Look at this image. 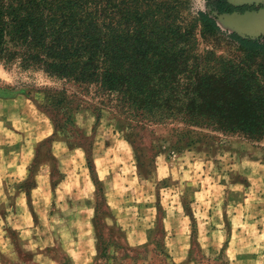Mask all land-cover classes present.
Segmentation results:
<instances>
[{
    "label": "rangeland",
    "instance_id": "1",
    "mask_svg": "<svg viewBox=\"0 0 264 264\" xmlns=\"http://www.w3.org/2000/svg\"><path fill=\"white\" fill-rule=\"evenodd\" d=\"M160 1L192 29L197 52L237 62L245 53L233 35L264 43L256 16L223 17L216 0ZM228 1L248 6L237 11L244 16L264 11V0ZM201 12L219 33L203 30ZM64 87L0 63V264H232L226 241L230 257L264 264V202L246 195L264 190V139L200 130L178 144L173 126L143 127L107 111L98 122L86 107L69 133L43 93ZM216 209L221 227H201ZM236 210L240 222L230 224Z\"/></svg>",
    "mask_w": 264,
    "mask_h": 264
},
{
    "label": "trees",
    "instance_id": "2",
    "mask_svg": "<svg viewBox=\"0 0 264 264\" xmlns=\"http://www.w3.org/2000/svg\"><path fill=\"white\" fill-rule=\"evenodd\" d=\"M215 7L243 11L228 0ZM174 9L160 0H0V63L64 80L63 90L43 93L69 133L86 107L98 122L107 111L143 127L173 126L178 144L200 130L263 140L264 43L233 35L245 53L237 62L197 52ZM199 21L219 33L210 14Z\"/></svg>",
    "mask_w": 264,
    "mask_h": 264
},
{
    "label": "crops",
    "instance_id": "3",
    "mask_svg": "<svg viewBox=\"0 0 264 264\" xmlns=\"http://www.w3.org/2000/svg\"><path fill=\"white\" fill-rule=\"evenodd\" d=\"M22 147V149H23V147H25V145H22V144H20L19 146H18V148H21ZM20 160V159H19ZM27 164V161L25 162V163H19V161H16V166H18V167H20V168H23L25 165ZM159 170L160 171H163V172H165V171H168L169 169L167 168V169H165L163 166H160V168H159ZM263 180H264V174L262 175V177L260 178V181L263 183ZM248 197H250V198H252L253 200H255V199H259V200H257V201H253V204H261V203H258V202H264V190H262V189H260V190H256V191H253V192H251L250 194H246ZM261 200V201H260ZM245 202H248V199H246V201ZM234 212H236V213H234ZM233 213H232V217H230V224H234V223H236V224H239V222H240V216H239V213H238V210H236V211H234ZM231 216V215H230ZM223 219H224V211L222 210V214H221V216H219V212H218V209H216V214H215V216H213L212 215V217L211 218H209V222H201L200 223V226L201 227H204V228H206L207 226H209V228H212L213 229V226H215V227H221V224H222V222H223ZM238 226V225H237ZM240 227V226H239ZM238 227V228H239ZM221 233V232H220ZM227 237H228V233H227V235H226ZM209 238H211V237H209ZM143 242H140V243H137V245H139V244H142ZM202 244V243H201ZM210 244H212V242L210 241ZM210 247V246H209ZM204 248V247H203ZM222 248H223V254H224V256L227 258V260H229L232 264H233V261L235 260V261H237V264H242V263H246V260H240V258L242 257V256H240V254H238V255H234V258H232V257H230V255H229V253L231 252V247H230V243H229V241H226L225 242V246H222ZM257 252H259V251H257ZM262 253H263V251H262ZM252 255H251V257H250V259H251V262L252 261H256L255 259H257L259 256L258 255H256V254H253V253H251ZM245 258H248V257H245ZM89 260V259H88Z\"/></svg>",
    "mask_w": 264,
    "mask_h": 264
},
{
    "label": "water",
    "instance_id": "4",
    "mask_svg": "<svg viewBox=\"0 0 264 264\" xmlns=\"http://www.w3.org/2000/svg\"><path fill=\"white\" fill-rule=\"evenodd\" d=\"M233 5H235L233 3ZM249 16H256V20H255V23H254V29L258 32H261L264 34V11L260 12L259 14H255V15H252L250 13L247 12V14L244 16V15H241L237 12H234L231 14H223V17H237V18H241V19H248Z\"/></svg>",
    "mask_w": 264,
    "mask_h": 264
},
{
    "label": "flooded vegetation",
    "instance_id": "5",
    "mask_svg": "<svg viewBox=\"0 0 264 264\" xmlns=\"http://www.w3.org/2000/svg\"><path fill=\"white\" fill-rule=\"evenodd\" d=\"M246 10H248V6L245 5V6H243V11H246Z\"/></svg>",
    "mask_w": 264,
    "mask_h": 264
}]
</instances>
